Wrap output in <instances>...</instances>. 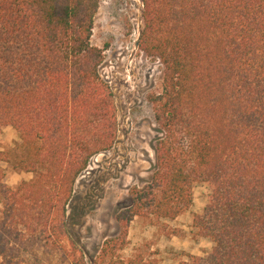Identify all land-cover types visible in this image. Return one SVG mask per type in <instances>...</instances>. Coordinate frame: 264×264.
Returning a JSON list of instances; mask_svg holds the SVG:
<instances>
[{
	"label": "trees",
	"instance_id": "trees-1",
	"mask_svg": "<svg viewBox=\"0 0 264 264\" xmlns=\"http://www.w3.org/2000/svg\"><path fill=\"white\" fill-rule=\"evenodd\" d=\"M141 1L139 49L164 67L162 92L148 98L161 133L156 170L130 190L119 235L91 264H157L149 246L123 256L133 221L177 220L197 185L210 193L193 228L213 248L181 264H264V0ZM99 8L0 0V134L17 132L22 169L34 175L12 189L0 168V264H25L37 250L80 262L68 209L79 178L120 133L104 52L91 43Z\"/></svg>",
	"mask_w": 264,
	"mask_h": 264
},
{
	"label": "rangeland",
	"instance_id": "rangeland-1",
	"mask_svg": "<svg viewBox=\"0 0 264 264\" xmlns=\"http://www.w3.org/2000/svg\"><path fill=\"white\" fill-rule=\"evenodd\" d=\"M91 43L104 52L101 75L111 86L117 103L119 140L108 153L95 157L79 178L68 209V228L78 248V262L85 264L100 252L106 240L117 237V216L131 204L130 190L150 182L156 170L155 147L161 137L153 105L148 98L163 90L164 67L144 55L137 43L144 28L141 0H99ZM0 152L9 162H0L6 184L17 189L34 175L22 169L26 152L17 132L5 128L0 134ZM209 188L197 185L194 204L175 221L152 225L136 218L129 232L125 258L146 248L157 264H181L188 256H204L213 248L209 239L200 238L193 228L194 218L203 213ZM70 245V244H69ZM65 253L28 252L25 264H72ZM79 264H82V262Z\"/></svg>",
	"mask_w": 264,
	"mask_h": 264
},
{
	"label": "water",
	"instance_id": "water-1",
	"mask_svg": "<svg viewBox=\"0 0 264 264\" xmlns=\"http://www.w3.org/2000/svg\"><path fill=\"white\" fill-rule=\"evenodd\" d=\"M138 47H139V42L137 43Z\"/></svg>",
	"mask_w": 264,
	"mask_h": 264
}]
</instances>
